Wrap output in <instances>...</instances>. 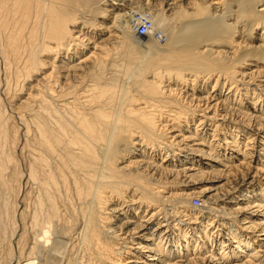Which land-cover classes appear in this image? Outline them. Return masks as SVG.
<instances>
[{
  "label": "bare ground",
  "instance_id": "obj_1",
  "mask_svg": "<svg viewBox=\"0 0 264 264\" xmlns=\"http://www.w3.org/2000/svg\"><path fill=\"white\" fill-rule=\"evenodd\" d=\"M127 2L0 0V264H264V0Z\"/></svg>",
  "mask_w": 264,
  "mask_h": 264
},
{
  "label": "rangeland",
  "instance_id": "obj_2",
  "mask_svg": "<svg viewBox=\"0 0 264 264\" xmlns=\"http://www.w3.org/2000/svg\"><path fill=\"white\" fill-rule=\"evenodd\" d=\"M159 2L158 0H143V2H139V4H138V2H136V3H131V2H127V3H130V4H128L129 6H127V7H129V11H131V15H129V16H131V19H133V21L136 23L135 24V27H134V36H136L137 37V35H136V27H137V25H138V23H140L141 21H143V18L144 17H147V18H151L152 16H151V14H152V11H154L156 8H158V7H153V5H155V3H157V2ZM131 4H133V5H131ZM234 4V3H233ZM142 5V6H141ZM134 8H133V7ZM237 6V5H236ZM235 5H234V7H233V9L234 10H237V8H238V6L236 7ZM131 8V9H130ZM146 11V14H145V16H141V14L140 13H142V11ZM133 11V12H132ZM140 12V13H139ZM133 13V14H132ZM220 14H222L223 12H219ZM232 17H234V16H232ZM231 17V19H229L230 20V22L231 23H233L235 20L233 19ZM135 20H139V22L137 23ZM238 27H239V29L241 28V26H242V24H238L237 25ZM260 29H257V31H253L252 33H251V38H250V40L249 41H251V43H253V44H255V45H257V44H260V39H261V37H260V31L262 32L263 30H260ZM153 39H155L156 40V42H158V44L160 45H162V44H164L165 42H166V40H168L167 39V32L166 31H164V30H162V29H160L159 31H157V32H154L153 34ZM149 36H151V35H147V36H144V38H142V37H137V38H139V40L137 41V43H136V45H139L140 47H139V51L141 52V54L142 53H144L145 52V49H146V47H145V41H147L148 39H149ZM135 37V38H136ZM259 39V40H258ZM144 43V44H143ZM142 50V51H141ZM210 90H212V87L210 86V88H209ZM3 97H5V95L3 94ZM199 187L200 185L198 184V185H196L195 187ZM197 187V188H198ZM196 188V189H197ZM197 198H199V199H201L202 201H203V206H200V204H199V202H197L195 199H197ZM197 202V203H196ZM190 203H191V205H192V207L194 206V204H196V206H194V208H195V210L197 211V210H201L204 206H206L208 203H207V201H206V199H204V198H202V197H193V198H191V200H190ZM206 204V205H205ZM168 208H172V206H168ZM172 210V211H171ZM170 210V212L171 213H173L174 215H177V213H178V209H171ZM178 210V211H177ZM172 214V215H173ZM15 240V241H14ZM14 240H13V246H14V253H16V254H18V247H17V238H14ZM14 242H15V244H14ZM12 264H16V262L14 261Z\"/></svg>",
  "mask_w": 264,
  "mask_h": 264
},
{
  "label": "built area",
  "instance_id": "obj_3",
  "mask_svg": "<svg viewBox=\"0 0 264 264\" xmlns=\"http://www.w3.org/2000/svg\"><path fill=\"white\" fill-rule=\"evenodd\" d=\"M153 28V23L151 22L150 18L144 17L143 21H141L137 27H136V33L139 36H147L151 34V30ZM199 204H202V201L200 199H195ZM196 202V203H197ZM196 205V204H195Z\"/></svg>",
  "mask_w": 264,
  "mask_h": 264
}]
</instances>
